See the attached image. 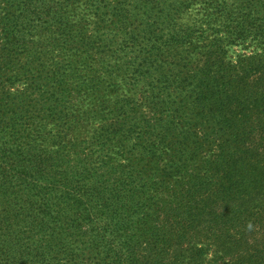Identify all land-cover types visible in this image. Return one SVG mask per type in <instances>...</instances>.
<instances>
[{
  "label": "trees",
  "instance_id": "1",
  "mask_svg": "<svg viewBox=\"0 0 264 264\" xmlns=\"http://www.w3.org/2000/svg\"><path fill=\"white\" fill-rule=\"evenodd\" d=\"M82 2L0 0V264H264V0Z\"/></svg>",
  "mask_w": 264,
  "mask_h": 264
},
{
  "label": "rangeland",
  "instance_id": "2",
  "mask_svg": "<svg viewBox=\"0 0 264 264\" xmlns=\"http://www.w3.org/2000/svg\"><path fill=\"white\" fill-rule=\"evenodd\" d=\"M86 0H83V7L85 6V10H83L82 12H80L78 14V18L81 19L80 17H84V12L88 11L87 6H89V8H93L92 5L95 4L97 2V0H87V2L85 3ZM111 2H114V0H110ZM90 10V9H89ZM93 15H90L89 18L92 19ZM84 34V35H83ZM83 34H81V37L84 38L85 42H86V47L89 49H93L94 52L98 51H102L104 50L103 46H102V42L100 41L101 39H104V37L98 33V31L96 30H88L87 32H83ZM120 37V41L122 40L121 38L123 37V35H119ZM118 38V39H119ZM99 56V54L97 55V57ZM126 93H124L125 95ZM84 105L83 107V112L85 113V115H87V118L89 119V121H87L89 123L87 128H91V127H97L100 124V121H103L106 119V116L103 115L102 113L97 114V111L91 110L92 105H96L98 106V98H94L93 96L90 98H87L86 100H84V102L82 103ZM87 108V109H86Z\"/></svg>",
  "mask_w": 264,
  "mask_h": 264
}]
</instances>
